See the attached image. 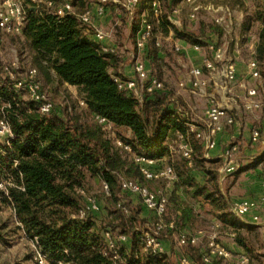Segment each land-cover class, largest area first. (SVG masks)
<instances>
[{"label":"trees","instance_id":"1","mask_svg":"<svg viewBox=\"0 0 264 264\" xmlns=\"http://www.w3.org/2000/svg\"><path fill=\"white\" fill-rule=\"evenodd\" d=\"M63 1L53 0L54 5L44 3L37 10L29 9L17 40L22 49L29 52L31 65L38 69L40 80L42 77L46 84L56 83L66 90V83L76 86V100L72 103L66 100L67 106L56 104L51 112L42 114L25 95L20 96L11 89L12 80L0 86V102L8 105L5 110L14 133L8 144L1 145L0 183L5 188L0 189V203L12 208L18 230L37 240L36 245L51 264H121L104 253L103 231L106 229L131 236V240L121 246L127 264H175L166 253L142 252L146 248L139 237L140 227L151 220L141 215L146 207L139 196L121 187L123 177L137 179L150 189L157 183L166 186L164 179H147L134 155L158 159L168 155V163L175 167L178 178L169 192L168 213H177V217L175 230L166 229L165 232L178 233L187 226L191 228L196 222L205 221L206 217L200 216L196 209V204L203 202L201 209L233 225L237 232L235 240L248 247L256 257L257 247L252 246L242 232L244 224L229 209L227 193L222 190L218 173L221 161H208L203 156L200 141L192 132L189 134L194 149L192 164L189 165L181 153H171L170 142L175 132L186 133L187 130V120L178 115L171 92L164 89L146 93L140 101L133 93L121 89L115 77L121 76L125 55L120 51L104 52L90 38L93 29L78 18L87 0H73L74 12L60 17L55 13V7ZM140 1L133 24L138 19L140 26L145 16L153 26L145 46L149 57L156 58L158 37L171 31L194 44H204L203 38L210 30L223 33L222 27L213 19L210 23L202 22L198 32L176 27L169 17L182 0H157L161 9L158 16L153 0ZM252 1L254 6L245 18L244 33L251 31L256 21L264 23V3ZM136 32L134 30L135 49ZM118 46L124 49V43ZM254 57L259 68L261 64L264 75V26ZM1 66L0 60V72ZM97 115L107 118L114 133L129 144L131 150L116 143ZM261 135L264 136L262 132ZM5 152L9 153V158ZM259 164L264 166V150L250 165L256 167ZM196 168L206 172L205 183L199 182L191 173ZM243 169L228 176L235 179ZM91 177L109 186V192H105L103 198L105 213L100 218L95 216L99 211L93 210L80 215ZM135 199L140 203L134 204ZM122 206L128 211L125 212ZM6 226L10 227L9 224ZM248 228L257 234V225ZM188 249L200 264H207L199 259L196 248ZM219 260L210 264H218L216 261Z\"/></svg>","mask_w":264,"mask_h":264},{"label":"built area","instance_id":"2","mask_svg":"<svg viewBox=\"0 0 264 264\" xmlns=\"http://www.w3.org/2000/svg\"><path fill=\"white\" fill-rule=\"evenodd\" d=\"M191 6L189 17L191 20H197L198 13L202 9H206L212 19L223 29V36L219 39H207L204 44L196 43L193 45L195 50L206 48L210 52V56L205 57L201 65L192 66L187 72V76L179 81L180 88H186L192 92H202L209 86L212 78L215 87L224 89L226 93H234L233 85L237 82L238 72L237 65L230 53L231 38L236 34V22L234 19V10L229 4L217 3L214 0H183ZM54 5L53 0H0V53L3 46V34H20L26 24L29 9L35 10L42 4ZM110 4H117L126 11L128 16L134 18L137 8L140 6V0H96L90 3L85 10L78 14L79 20L93 29V35L99 48L104 52H118V44H104V40L113 38L114 35L104 27L97 26L94 23L96 16L103 17L107 13ZM152 5L156 16L161 12L160 4L157 0L152 1ZM73 0H65L56 5L55 13L60 17L68 13L74 12ZM153 26L142 17L139 28L136 32V48L139 52L145 51V46L151 36ZM233 39V38H232ZM236 42H238L236 40ZM160 43L157 42V45ZM176 50H181L180 46H175ZM124 49H127L124 46ZM255 50L252 48V54L248 59V68L253 78H261V72L258 61L254 57ZM133 54V53H132ZM135 56V54H133ZM134 57L135 75L130 78L115 77L121 89L133 93L140 101H143L146 93H154L165 89L164 82L153 75L146 66L145 61ZM1 60V59H0ZM0 77V86L7 80H12L11 89H15L18 95H25L31 103L42 114L51 112L55 104L51 100L48 93L44 90L42 81L38 75V69L35 66L29 67L25 72L21 71L20 64L17 60L8 64H2ZM207 72V73H206ZM260 84L246 87L244 96L243 109L246 112H255L262 107V99L259 97ZM234 98V97H233ZM82 105H86L84 100H80ZM4 104L0 109V133L5 136L4 144H8L10 139L14 137L12 125L7 117ZM176 111L180 117L185 118L187 127L186 133L175 132L171 142V153L179 152L188 160L189 165L192 164L193 145L189 134L194 133L195 137L200 141L203 156L211 157V151L218 144V136L224 130L226 125H234L237 122L236 112L233 108L221 105L215 98H211L209 106L204 116V126L198 127L195 123L188 120L190 112L186 110L178 101L176 102ZM96 118L103 125V128L113 137L116 143L124 146L125 149L131 150L129 144L124 143L114 133L112 125L106 117L97 115ZM251 142L254 144H264V136L261 135L259 128H253L251 133ZM1 147V146H0ZM238 145L231 143L223 150V166L221 168V180H224L228 174L240 169L241 164L236 158ZM5 156L9 158V153L5 152ZM135 161L140 165V170L147 179L158 180L164 179L168 184H174L177 181L175 167L169 164L164 157L160 159L146 156L143 154H135ZM264 185V170L262 172ZM4 184L1 182L0 186ZM166 185V186H167ZM121 187L123 190L131 194L139 196L146 208L154 211L156 218L150 221V227L142 229L139 237L144 242L146 250L151 254L165 253L161 240V234L166 229L175 230L177 213H168L169 191L159 189L154 191L144 185L137 179L123 177L121 179ZM104 192H109V186L103 182ZM264 206V194L259 197H246L236 200L231 205V211L241 220L247 219L254 224L262 226L264 232V222H260V215L257 213ZM125 212L127 208L122 206ZM100 209L99 202L95 197H88L80 210V215L84 216L88 210L98 211ZM248 216L250 219H248ZM214 227H218L214 226ZM104 235V253L108 255L114 262L127 264V258L121 252L122 244L131 240V236L125 233H116L110 229L103 231ZM208 243L206 251L202 254V261L210 264L215 259L227 260L234 256L231 249L226 247L220 239L218 231L214 229L208 233ZM199 236L196 233L182 230L178 232V244L180 246L198 244ZM35 241H37L35 239ZM238 264H251L250 255L243 251L236 254ZM35 259L37 264H48L46 254L37 248ZM177 264H196L191 256L180 253L177 255Z\"/></svg>","mask_w":264,"mask_h":264},{"label":"crops","instance_id":"3","mask_svg":"<svg viewBox=\"0 0 264 264\" xmlns=\"http://www.w3.org/2000/svg\"><path fill=\"white\" fill-rule=\"evenodd\" d=\"M92 0H87V4L84 8L86 9L87 5L91 2ZM217 3H223V4H229L233 10L234 14L236 10H239L240 16L237 17V24H239L240 27H238V31H236V34L234 37L231 38V43H230V53L232 57L234 58L236 65H237V72H238V79L237 81H240L236 86H233L234 93H226L224 89H220L218 86L215 87V89H211L213 85L207 87L204 89L202 92H192L189 89H184L179 87L178 81L181 80L183 76H187V70H180L179 72L175 70V65L181 63L183 65L185 62L186 65L190 66H198L202 64V61L205 57L210 56V52L206 48H202L201 50H195L193 48L194 43L189 42L188 40L184 38H179L175 36L174 32L171 31L168 35L166 36H159L157 42L160 44L157 45V55L155 58V62L153 66H155V71L158 73L159 77L161 79H166V73L168 71L172 72V77L169 79L168 82L172 84L174 89L172 91L173 94H177L176 96H172V99H174L176 102L181 100V102H184L186 106L189 107L190 109V115L188 120L190 122L195 123L198 127H203L204 126V116H205V111H201V114L196 112V106L194 103L196 102H201L205 101L209 104V101L211 98H215V100L220 103L221 105L228 106L230 108H236L237 106V99H240L242 102H244V96L246 94V87L260 84L262 87L260 88V93L259 97L264 101V75L262 73L261 69V64H260V72H261V78H253L250 75V70L248 68V59L252 54V48L256 51V48L258 47L259 44V34L264 26V23L262 21H256L254 23L253 28H257V32L252 33V29L249 32L244 33L242 31L244 21L248 13L251 11L253 8L254 1L252 0H214ZM258 2L261 1V3H264V0H257ZM252 4V7L250 8V5ZM188 7V8H187ZM119 6L117 4H110L109 7L107 8V13L106 15L110 12V17H98L94 19V23L97 26L101 27H106V22L107 20L112 19L114 16H116V23H121L123 20V16L121 12H118ZM140 9V8H139ZM191 10V6L187 3H185L183 0L182 2L177 5V7L174 8L172 14L170 15V21L176 26L179 27L180 29L186 28L189 30L193 31H199L200 25L195 24L189 17V12ZM205 10L206 9H202ZM208 12V11H207ZM208 14H210L208 12ZM126 19V18H125ZM128 38L122 42L124 43V46L129 49L130 44L132 41L135 40L134 36V30L137 31L138 28V19L137 21L133 24L134 18L128 16ZM188 21H191L193 23H188ZM236 21V19H235ZM137 27V28H136ZM107 28V27H106ZM223 36L222 34L217 33L216 31L210 30L206 32L204 36V42L207 39H219ZM90 38L96 42L95 37L92 33H90ZM236 40L238 42H236ZM104 44H119V40L114 38H108L104 40ZM121 43V41H120ZM157 44V43H156ZM175 46H180L181 50H176ZM243 50H247L248 54L243 52ZM150 60V59H148ZM156 63V65H155ZM147 67H149L150 63L146 62ZM188 68V70H189ZM184 71V72H183ZM121 78H130L135 75L134 71V64L129 63L126 60V57H124V61L122 62L121 68ZM185 73V74H184ZM207 73V72H206ZM185 76V77H186ZM263 78V79H262ZM216 78H212L211 83L215 81ZM235 84V83H234ZM67 87L77 91L76 86H72L70 84H67ZM215 85V84H214ZM216 86V85H215ZM240 87V88H239ZM238 89V90H237ZM215 91V92H213ZM216 93L220 95V97H216ZM178 97V98H175ZM234 97V98H233ZM261 109V108H260ZM259 109V110H260ZM203 112V114H202ZM264 113V112H263ZM193 115V116H192ZM203 115V116H200ZM263 117V118H262ZM261 118H257V114L255 116H249V117H244V120L242 121V124L236 122L234 125H226V129L222 131V133L219 134L218 136V144L217 146L211 151V157L207 158L208 161H213V160H219L221 161V166L218 169L219 173V180L221 182L228 181L229 178L232 180L229 183L228 191L229 193H232L233 191L237 189H241V196L239 195L232 196L231 201L230 197L228 194H226L225 190L223 192L226 194V197L228 199V204H229V209L231 210V205L233 202L236 200L246 198V197H259L262 194H264V185H263V176L262 172L263 170L257 173V167L251 166V161L257 158L263 150H264V144H260L262 149H258L257 146L258 144H254L251 142V133L253 128H259V130L264 134V116ZM258 121V122H257ZM249 128V129H248ZM251 130V131H250ZM238 142V143H237ZM231 143H237L238 145V152L236 154L237 160L240 162L241 166L246 165L245 168L238 174V176L234 179V176H226V180H221V168L223 166V150L230 145ZM165 160H169L168 155L163 156ZM174 160V159H173ZM206 164H210L209 162H206ZM193 176L201 182L202 184L206 182L207 179V174L206 172L201 169V168H196L193 169L192 172ZM258 175V176H257ZM170 184L165 186V189L168 190L169 192L174 189H169ZM174 185V184H173ZM178 193H181V190H178ZM134 204L140 203L138 199L133 200ZM204 204L203 202H198L196 204V209L200 211V216L206 217V219H209V222H205V224H201V222H196L195 225L191 228L188 226L185 228V230L192 232L193 234L196 233L199 236L198 239V244L194 246H185L184 249L189 248V247H194L198 250L199 253V259L202 258V254L206 251V246L208 243V233L210 226L214 227H224L227 232L225 239H222L223 244L228 247L229 249L232 250L234 254H238L240 252H247L250 257H251V264H257V256H252L250 250L248 247L240 245L236 240V231L233 225L230 223H225L223 222L216 214H213L212 212L207 213V211H203L201 209V205ZM209 204H206L208 206ZM174 211V210H173ZM257 213L260 215L261 221L264 222V206L257 211ZM143 217L147 218L148 220L154 221L156 218V214L154 211L149 210L148 208L143 209V212L141 214ZM248 219L250 217L248 216ZM239 222H241L243 225L242 232L244 235L250 234L253 231L250 230L248 227L255 226L257 224L252 223L251 221L244 219L241 220L239 219ZM260 226V225H258ZM247 233V234H246ZM254 233V232H253ZM220 236V235H219ZM167 237V236H166ZM247 238L249 236H246ZM222 237L220 236V239ZM162 244L164 248L166 249V254L169 256L170 249L174 248V254H176L175 246L173 245L174 240L172 238H163L162 237ZM131 243L127 244L128 247L130 246ZM193 260L195 261L196 264H200L193 256ZM202 260V259H201Z\"/></svg>","mask_w":264,"mask_h":264},{"label":"rangeland","instance_id":"4","mask_svg":"<svg viewBox=\"0 0 264 264\" xmlns=\"http://www.w3.org/2000/svg\"><path fill=\"white\" fill-rule=\"evenodd\" d=\"M95 1L96 0H92L90 3L95 2ZM249 5L251 8L252 4H249ZM118 9H119L118 12H121L123 18H126V19H123L121 23H116L117 19H116V16H114L112 19L107 20V22H106L107 28L105 27V29L110 31L111 33H113L114 38L116 37V39L119 40V44H120V41L122 43L128 38V36H127V34H128V19L127 18L128 17L126 15V13L124 12V10L121 8V6H119ZM109 15H110V12L106 15V17H108ZM238 16H240L239 10L238 11L236 10V12L234 14V19H236V21H235L236 22V28L240 27L239 24H237V17ZM198 17L199 18L197 20H195L196 22H194L197 25H202L201 24L202 22H204V23L212 22L211 15L208 14V12L205 10H200V12L198 13ZM187 22L193 23V22L188 21V20H187ZM237 31H238V29H237ZM255 32H257V28L254 27L252 29V33H255ZM17 35L18 34H3V46H2L1 53H0V59L2 61V64H8L14 60H17L20 64L21 71L25 72L29 66H32L31 64H33V62H32V58H31L29 52L25 49L24 50L22 49L21 44L17 40ZM118 51H120L122 54L125 55L126 60L129 63L134 62V57H140L139 59H141L142 61H145V63L146 62L150 63V65H149V67H147V69L153 75H156L157 77H159L158 73L155 71V66H153V64L155 62V58L149 57L146 53V50L145 51L143 50L142 53L139 52V54H138L137 49H135L134 41H132V43L130 44L129 49H123L120 46ZM243 52L248 54L247 50H243ZM132 53L135 54V56H133ZM148 59H150V60H148ZM185 63L183 65H181V63H180V65H179V63L177 65H175V70H177L179 72V69L180 70L185 69L188 72V68L190 66L186 65ZM155 65H156V63H155ZM1 74H3L2 71L0 72V76H1ZM172 75H173L172 72L168 71L166 73L167 81H165V79H161V80L165 84V89H167V91H169L171 93H174L172 91V89H174V87L172 86V84L170 82H168L169 79L172 77ZM185 76H183L181 78V80L183 78H185ZM41 79H42L41 81H42L44 90L48 93L51 100L54 102L55 106H56V104L61 105V106H67L66 104H68V103H66V100H68L69 103H72L73 100H76V96H78L77 91L72 90V89L68 88L67 86H66V88H68V89L66 90V89H64L63 86H60L56 83L46 84L45 80L42 77H41ZM239 82L240 81H237L233 86H236V84H238ZM178 83H179V81H178ZM211 84L213 85V87L211 89L212 90L215 89V85L213 82L212 83L209 82V87L211 86ZM213 92H215V91H213ZM176 95L173 94L172 96H176ZM215 95H216V97H220V95L218 93H216ZM175 98H178V97H175ZM179 103L186 110H188L190 112L189 107L186 106L184 102H181V100H179ZM194 104L196 106H198L196 108V112L199 114H201V112H200L201 109H202L201 111L204 110L206 113V109L209 106V104L205 101H201L199 103L196 102ZM3 105H4V103L0 102V109ZM237 106L238 107H236V108L234 107L233 110L236 112V118H237L238 122L241 124H242V121L244 120V117L255 116L256 114H257V118H261L262 116H264V113H263L264 112V101L263 100H262L261 109L255 111L253 113L244 111L243 102L240 99H237ZM202 114H203V112H202ZM200 116H203V115H200ZM226 128L227 127H225V129ZM4 139H5V136L0 133V146L2 144H4V143H2V142H4ZM1 148L2 147H0V151L2 150ZM257 148L262 149L261 146H259V144H258ZM245 166L246 165H244V166L242 165L240 168H245ZM256 167H257V173L258 172L261 173L264 166H263V164H259ZM231 180L232 179L229 178L228 181L222 182V186H221L222 189L225 190V192L230 197V201H231L232 196H236V195H239V197L241 196L240 195L241 194L240 188L233 191L232 193H229L227 187L229 186V183ZM166 185H167V182H166ZM155 186H156V188H154ZM169 186H170L169 189L171 190V189H173L174 185L170 184ZM4 188H5V185L0 186V189L3 190ZM164 188H165V185L160 186V184L157 183V185L153 186L152 190L157 191L159 189H164ZM86 190L87 191H86L85 195L87 196V198L88 197H95L97 199V201L99 202L100 209L98 210L99 211L98 214L95 216L100 218L105 213V211L102 210L103 209L102 205L104 204L103 198L105 197L104 196L105 192L103 189L102 182L97 178L91 177V178H89V180L87 182ZM12 212H13V210L11 207L6 206V205H2L0 203V264H37V261L35 259L36 251L38 248V246L36 245V241H35V239L27 237L23 231L18 230L16 223H15L16 220L12 216ZM205 222H209V219L202 221L201 224H205ZM8 224L10 225V227L6 226ZM149 224H150V222H147V223L141 225L140 230L147 229L148 226L150 227ZM214 229H215V231L217 230L219 235L222 237L221 241H222V239H225V237H227V235H226L227 230L223 226L222 227L210 226L209 231L210 232L214 231ZM164 232H162V234H161V239H162V235H163V238H172L174 240L173 245L175 246V250L177 251L176 254H174V248L173 249L169 248L170 249L169 257H170V260L172 262L177 264V255H179L180 253L187 254V255L191 256L193 259V255L190 253L189 249L188 248H187L188 250L186 248L184 249L185 246H180L178 244V233L170 232V231L165 232V233ZM244 233H245V231H244ZM245 236H249L248 237V240L250 241L249 243L252 246L257 247V264H262V263L264 264V232H263L262 226L259 227L257 224V234L252 232V233L247 234ZM145 250L146 249H143L142 252H145ZM163 250H164V252H166V249L164 248V246H163ZM258 256H260V257H258ZM216 262H218V264H238V259L236 257V254H234V256L231 259H227V260H221L220 259L219 261H216ZM48 264H51V263L48 262Z\"/></svg>","mask_w":264,"mask_h":264},{"label":"water","instance_id":"5","mask_svg":"<svg viewBox=\"0 0 264 264\" xmlns=\"http://www.w3.org/2000/svg\"><path fill=\"white\" fill-rule=\"evenodd\" d=\"M33 10H35V7L33 8Z\"/></svg>","mask_w":264,"mask_h":264}]
</instances>
